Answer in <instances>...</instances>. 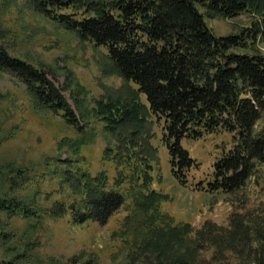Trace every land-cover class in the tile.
<instances>
[{
    "label": "trees",
    "instance_id": "16d2710c",
    "mask_svg": "<svg viewBox=\"0 0 264 264\" xmlns=\"http://www.w3.org/2000/svg\"><path fill=\"white\" fill-rule=\"evenodd\" d=\"M19 2L79 40L104 48L114 73L135 89L127 86L116 96L95 100L92 109L80 110L88 92L68 77L74 112L43 70L9 54L0 23V72L24 85L37 111L60 116L80 135L61 140L57 149L80 157L93 142V133L86 132L93 120L116 141L115 151L109 146L104 150L118 171L110 187L105 173L93 176L77 167L80 160H58L60 165L51 172L69 191L66 201L38 212L15 198H0V215L39 220L69 214L74 224L104 225L130 199L120 234L125 258L117 264H264V215L250 223L240 222L242 216L237 215L227 228L205 221L194 229L162 213L165 196L151 189L155 150L148 142L142 145V131L128 128L140 116L144 120L148 109L162 122L161 142L180 185L195 165L182 141L230 134L232 147L213 163L206 191L241 189L264 164V132H254L264 111V53L255 49L264 37V0H2L10 6ZM245 13L254 19L251 26L226 36H216L206 24V18L226 20ZM124 184L126 192L120 189ZM9 237L0 231V245L15 254L0 264H99L92 258H43L35 249H15ZM227 253L236 255V263Z\"/></svg>",
    "mask_w": 264,
    "mask_h": 264
},
{
    "label": "rangeland",
    "instance_id": "374dc122",
    "mask_svg": "<svg viewBox=\"0 0 264 264\" xmlns=\"http://www.w3.org/2000/svg\"><path fill=\"white\" fill-rule=\"evenodd\" d=\"M253 20L245 13L226 20L206 18V24L216 36H226L241 26L249 28ZM0 23L8 36L3 44L9 54L43 70L74 112L77 108L68 77L74 78L88 92L87 102L78 108L80 110L92 109L95 100L116 96L127 86L135 89L114 73L104 48L79 40L56 23L30 12L20 2L18 6H10L0 0ZM255 49L264 53L263 36L256 42ZM138 99L148 109L142 94H138ZM139 119L128 128L142 131L145 137L142 145L148 142L155 150L151 161V189L165 196L160 211L172 217L174 223H185L198 229L205 221H210L227 228L232 218L237 220V215L242 216L240 222L247 223L263 217L264 164L258 165L251 178L235 192L206 191L207 183L212 180L213 163L232 147L230 134L222 131L196 141H182L195 165L186 173L185 183L180 185L172 176L168 152L161 142L162 122L149 109L144 120L142 116ZM81 126L85 125L81 122ZM88 131L93 133L94 139L82 149L80 157L76 158L67 149L59 151L57 147L61 140H76L80 135L60 116L37 111L24 85L13 75L0 72V198H15L36 207L38 212L55 201H66L69 191L61 186L58 178L52 177L51 172L66 158L80 160L77 167L93 176L105 173L112 187L118 171L106 159L104 149L109 146L115 151L116 141L106 135L101 123L93 120L88 123ZM254 132H264V111L254 125ZM120 189L128 191V184ZM126 204H131L130 199ZM128 205L114 213L104 225L74 224L69 214L61 219L43 217L39 220L1 214L0 231L9 232L11 246L15 249H35V253L43 258L52 257L62 262L71 258H81V261L92 258L99 264H117L125 258L120 234L130 212ZM14 254L0 245V260H9ZM227 256L232 263L238 260L235 254L227 253Z\"/></svg>",
    "mask_w": 264,
    "mask_h": 264
}]
</instances>
